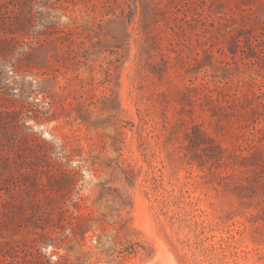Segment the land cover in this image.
I'll return each mask as SVG.
<instances>
[{
	"label": "rangeland",
	"instance_id": "obj_1",
	"mask_svg": "<svg viewBox=\"0 0 264 264\" xmlns=\"http://www.w3.org/2000/svg\"><path fill=\"white\" fill-rule=\"evenodd\" d=\"M163 253L264 264V0H0V264Z\"/></svg>",
	"mask_w": 264,
	"mask_h": 264
},
{
	"label": "bare ground",
	"instance_id": "obj_2",
	"mask_svg": "<svg viewBox=\"0 0 264 264\" xmlns=\"http://www.w3.org/2000/svg\"><path fill=\"white\" fill-rule=\"evenodd\" d=\"M163 263L160 264H175L168 254L163 253ZM162 260V259H161ZM155 261V260H154ZM160 262V261H159ZM153 264V263H152ZM156 264V263H155Z\"/></svg>",
	"mask_w": 264,
	"mask_h": 264
}]
</instances>
